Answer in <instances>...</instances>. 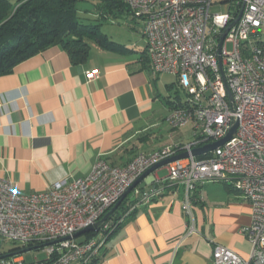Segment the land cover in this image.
<instances>
[{
  "label": "built area",
  "instance_id": "built-area-1",
  "mask_svg": "<svg viewBox=\"0 0 264 264\" xmlns=\"http://www.w3.org/2000/svg\"><path fill=\"white\" fill-rule=\"evenodd\" d=\"M120 1L141 20L151 73L174 74L186 90L184 99L173 102L165 122L173 130L190 125L191 140L139 152L124 165L98 158L85 176L63 178L29 194L19 193L10 179L0 176V236L20 245L45 244V261L28 264H88L110 230L157 191L135 189L140 198L118 219L111 215L86 240H76L73 234L99 221L151 166L187 152V157L163 166L165 176L148 174L150 182L173 181L183 187L182 210L188 223L193 221V193L199 186L215 181L231 184L251 209L250 223L241 229L250 251L242 257L214 243L211 264H264V0H228L231 5L224 13L210 12L212 0ZM227 42L232 44L230 51ZM99 73L98 68L84 70L87 80ZM4 106L0 95V110ZM235 123L229 140L203 158L191 155V149L223 138ZM193 230L188 225L181 239ZM0 264L22 263L9 258Z\"/></svg>",
  "mask_w": 264,
  "mask_h": 264
},
{
  "label": "crops",
  "instance_id": "crops-1",
  "mask_svg": "<svg viewBox=\"0 0 264 264\" xmlns=\"http://www.w3.org/2000/svg\"><path fill=\"white\" fill-rule=\"evenodd\" d=\"M105 18L127 24L131 33L126 40L104 32L122 49L94 46L84 62L73 64L60 45H51L0 75L5 100L0 110V176L10 179L19 193L83 177L98 158L124 165L139 152L188 142L192 135L190 125L173 130L165 122L181 96L177 87L171 93L174 82L165 94L151 89L157 74L145 60L141 20L125 8L113 9ZM91 68L100 73L87 80L84 70ZM166 172L162 166L152 174L161 178ZM149 178L136 184L115 215L138 201L135 189L157 193L110 230L90 264H211L214 243L248 256L250 243L241 229L250 223L251 209L231 184L199 186L188 223L183 187ZM188 225L194 230L181 239ZM19 254L11 259L28 264Z\"/></svg>",
  "mask_w": 264,
  "mask_h": 264
},
{
  "label": "trees",
  "instance_id": "trees-1",
  "mask_svg": "<svg viewBox=\"0 0 264 264\" xmlns=\"http://www.w3.org/2000/svg\"><path fill=\"white\" fill-rule=\"evenodd\" d=\"M79 1L81 0H21L14 8L9 0H0V75L9 73L16 65L51 45H60L73 64L86 60L91 43L104 50L122 49L121 44L100 30L99 23L83 21L84 17L79 14L77 7ZM120 8L131 13L120 0H100L97 11L98 15L105 18L107 12ZM145 60L147 61V57ZM179 98L178 96V100ZM205 156L206 154L199 155L197 158ZM125 199L126 197L118 208L123 206ZM118 208L111 216L114 220L120 216L115 215ZM94 235V232H88L84 240ZM39 247H42V243H29L12 248L7 253L17 255L18 251L25 248Z\"/></svg>",
  "mask_w": 264,
  "mask_h": 264
},
{
  "label": "rangeland",
  "instance_id": "rangeland-1",
  "mask_svg": "<svg viewBox=\"0 0 264 264\" xmlns=\"http://www.w3.org/2000/svg\"><path fill=\"white\" fill-rule=\"evenodd\" d=\"M13 3L14 8L17 3L21 0H9ZM100 0H81L78 2L77 7L79 10V14L84 17V22L86 23H99L100 30L102 32H106L109 35H112L114 38L126 40L127 35H130V30L127 29L126 23H113L110 22L108 18H104L98 15L97 7ZM231 2L228 0H212V4L210 6L211 13H224L227 12L230 8ZM261 41L263 42L264 48V35H261ZM226 49L230 51L232 49L231 42L226 43ZM91 48H94V44L91 43ZM174 82V87L170 89L171 93L175 92L177 87V92L184 99L186 97V90L180 87L176 83V76L174 74L161 72L157 74L155 78V83L150 85L151 89L158 90L162 94H165L168 90V85ZM176 83V84H175ZM159 114V113H158ZM159 116V115H158ZM191 137L189 138V141ZM85 235H80L76 238V240H82ZM17 246H21L17 242H13L11 240H7L0 236V254L7 253L10 249L15 248ZM19 255L22 256L25 263L32 262H41L46 258V252L44 247L32 248L27 251H22Z\"/></svg>",
  "mask_w": 264,
  "mask_h": 264
},
{
  "label": "water",
  "instance_id": "water-1",
  "mask_svg": "<svg viewBox=\"0 0 264 264\" xmlns=\"http://www.w3.org/2000/svg\"><path fill=\"white\" fill-rule=\"evenodd\" d=\"M241 14V11L238 15V17L240 16ZM237 17V18H238ZM229 28V27H228ZM227 29L223 30L222 34H221V37H220V41H219V46L221 44V41L223 40L226 32H227ZM219 59V65H220V69H221V63H220V57H218ZM227 92H228V96L230 97V93L227 89ZM235 129H236V123L229 129V131L227 132V134L217 140V141H214V142H211V143H207L203 146H200V147H197V148H193L191 149V155L193 156H199V155H202V154H205L213 149H215L216 147L222 145L224 142H226L227 140H229L234 132H235ZM188 156V153L187 152H182V153H179V154H176V155H173L171 157H168L164 160H161L159 162H157L156 164H154L153 166H151L149 169H147L141 176H139L131 185L130 187L125 191V193L122 195L121 199L99 220L97 221L96 223L92 224V225H89L79 231H77L76 233L73 234L72 237H77L79 235H82V234H85V233H88V232H96L98 231V228H99V225L101 223H103L105 220H107L111 215L112 213L117 209V207L119 206L120 202L126 197V195L136 186V184L138 182H140L144 177H146L148 174H150L151 172L155 171L157 168L159 167H162L164 166L165 164H168L174 160H177V159H181V158H185ZM69 238V237H66V239ZM45 244H42V247L44 246ZM31 248H25L21 251H18L17 253H21L22 251H27ZM15 254L14 253H5V254H0V262L4 259H9L11 258L12 256H14Z\"/></svg>",
  "mask_w": 264,
  "mask_h": 264
}]
</instances>
